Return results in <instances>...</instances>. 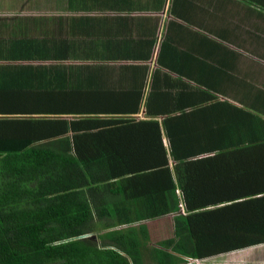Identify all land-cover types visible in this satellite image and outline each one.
<instances>
[{"label":"crops","instance_id":"1","mask_svg":"<svg viewBox=\"0 0 264 264\" xmlns=\"http://www.w3.org/2000/svg\"><path fill=\"white\" fill-rule=\"evenodd\" d=\"M15 14L91 25L81 49L93 60L81 64L113 70L81 76L91 84L81 87V122L130 118L97 129L129 174L167 165L174 184L176 211L133 225L147 246L172 239L176 217L192 238L224 232L238 242L249 223L264 236V0H0V18ZM106 89L113 96L99 95ZM150 90L164 97L146 112ZM166 128L181 160L169 154ZM126 200L128 211L143 202ZM190 262L264 264V243Z\"/></svg>","mask_w":264,"mask_h":264},{"label":"trees","instance_id":"2","mask_svg":"<svg viewBox=\"0 0 264 264\" xmlns=\"http://www.w3.org/2000/svg\"><path fill=\"white\" fill-rule=\"evenodd\" d=\"M0 23L8 29L0 33V264H193L264 243L257 224L241 226L244 239L236 242L224 232L192 238L176 217L173 238L147 246L143 226L133 225L176 211L174 184L167 165L129 174L97 129L130 118L81 122V87L91 86L81 76L113 70L81 64L93 60L81 49L91 25L84 29L81 16L48 14ZM98 93L113 96L110 89ZM159 95L150 90L146 112ZM133 97L136 103L139 94ZM166 135L172 160H181L170 129ZM129 198L146 203L129 212Z\"/></svg>","mask_w":264,"mask_h":264},{"label":"rangeland","instance_id":"3","mask_svg":"<svg viewBox=\"0 0 264 264\" xmlns=\"http://www.w3.org/2000/svg\"><path fill=\"white\" fill-rule=\"evenodd\" d=\"M91 239H93V236L92 235H88Z\"/></svg>","mask_w":264,"mask_h":264},{"label":"clouds","instance_id":"4","mask_svg":"<svg viewBox=\"0 0 264 264\" xmlns=\"http://www.w3.org/2000/svg\"><path fill=\"white\" fill-rule=\"evenodd\" d=\"M190 262V261H189Z\"/></svg>","mask_w":264,"mask_h":264}]
</instances>
